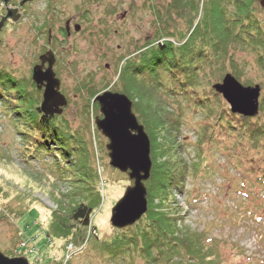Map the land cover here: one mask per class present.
<instances>
[{"label":"rangeland","instance_id":"1","mask_svg":"<svg viewBox=\"0 0 264 264\" xmlns=\"http://www.w3.org/2000/svg\"><path fill=\"white\" fill-rule=\"evenodd\" d=\"M169 1L172 0H88L84 4L75 0L80 12L89 11H85L84 17L75 14L74 19L82 23L83 29L63 39L57 46L60 59L57 71L61 76V91L68 103L61 114H55L58 121L51 128L28 129L24 124V112L14 107L21 104L23 97L15 96L17 85L12 87L11 76L32 78L30 59L41 45L38 39V47L34 48L32 43L31 27L35 19L28 18L19 23L16 31L4 34V42L0 45V249L7 255H25L30 264H62V261L64 264L65 260V264L149 263L138 247L132 246L118 254H110L107 249L116 239L125 238L130 242L136 231L149 230L148 226L152 224H147L146 214L143 220L142 217L138 223L122 229H116L110 222L113 206L133 181L128 173L110 164L106 147L109 140L95 123L96 116L102 114L94 97L105 89H124L123 73L129 74L127 71L130 72L132 67L127 64L125 68L123 54L125 49L126 53L134 52V43L136 49L142 46L143 54L148 56V51L156 48L159 42L176 45L191 33V12L179 11L172 5L166 12ZM205 1L206 4L210 2ZM225 7L229 14L235 13L234 4L227 3ZM125 10H128V17L122 21L120 15ZM201 10L199 4L195 11L197 18ZM234 16L243 18L237 15V10ZM249 19L254 26L253 32L264 36V7L260 0L253 3ZM64 21L65 18L61 22ZM179 31L184 33V37ZM256 48L260 47L237 44L234 52L231 50L234 62L219 63L226 71L218 72L219 67L209 63L205 70L196 73L203 79L211 76L209 84L212 83L214 90L213 84L221 81L227 72L235 74L245 85L259 83L260 111L248 121L254 126L256 123L264 124V67ZM140 54L138 51L129 62L133 59L140 62ZM106 63H110L109 68H106ZM144 66H137L145 78L144 85L158 86L164 94H171V72H161L158 79L159 65ZM130 90L133 111L140 122L143 120L149 124L150 130L145 129L150 139L159 136L162 148L166 146L168 149L171 145L167 144L169 135L163 134L161 127L152 131L150 119L145 118L141 110L144 98L154 90L146 85L143 88L139 82ZM176 91L180 95L177 96L179 101L183 102L185 98L179 115L180 125L171 124L178 136L177 143L179 140L181 145L180 151L176 149V157L187 159L189 171L186 177L169 188L168 194L157 193L153 204L165 203L162 209L180 218V228L184 227L188 234L199 238L192 237L193 244L189 247L192 252L189 250V254L180 258V264H264V187L257 186L250 179V173L245 175L240 163L244 154L235 153L233 146L238 137L235 134L227 136L222 125H218L214 133L216 137L213 136L209 143H199L204 117L191 109L185 90L177 88ZM208 93L205 89L199 91V94ZM38 94L41 104L43 97ZM217 94L209 95V100L218 104L215 97H222L221 100L229 107L228 112H232L223 95ZM155 101L156 105L161 104V113H158L161 124H168L169 115L165 110L175 109L174 104L168 98L163 103ZM216 108L218 115L221 114L220 105ZM237 115L231 114L233 123H244L243 118ZM28 116V121L36 118ZM231 116H224L222 121L230 120ZM151 144L153 146L155 140H151ZM165 148L163 151L171 155V151ZM240 149L243 153H255L248 143L246 148ZM79 200H87L93 207L92 225L95 227L84 229L77 224L71 236L60 235L55 226L60 218H68ZM54 221L57 222L54 224ZM95 233L98 238L93 236ZM68 240L74 244L75 250L69 249ZM142 244L140 241L139 247ZM157 248L154 246L155 256ZM154 264L163 262L154 261Z\"/></svg>","mask_w":264,"mask_h":264},{"label":"trees","instance_id":"2","mask_svg":"<svg viewBox=\"0 0 264 264\" xmlns=\"http://www.w3.org/2000/svg\"><path fill=\"white\" fill-rule=\"evenodd\" d=\"M199 1L202 2V0L169 1L166 5V12L171 5L179 11L191 12V15L193 16L191 17V22L189 24L191 33H188L185 38L176 45L169 46L170 43L168 42H159L156 48L150 50V52L148 51V56H146L145 53L143 54V51H141V65H145L143 68H147V66L152 67L159 65L160 74H157L158 79L159 77L161 78V72H171L170 75L172 80H169V82H171L173 86V89H171L172 93L164 94L160 91V87H154L145 83L147 87L154 90V93H151L144 98V106L141 108L143 116L145 118L147 117L148 120L150 119L152 131L158 130V128L161 127L164 132L163 134L169 135V141H167V144L171 145L168 146V149L165 148L166 146H164V148L166 151H171V155L163 151L164 148L161 146L162 143H160L161 140H159V136H156L153 139V134L150 133L152 137L151 140L152 142L155 140V144L152 146L151 156L153 166L151 177L145 181L148 188V201L150 205L144 217L149 220L147 224H152V226H148L150 229L146 231H136V236L130 237V242L124 238L120 240L116 239L114 242L110 243L107 247L110 254L125 252L133 246L140 249L144 256L147 257L150 264H154V261L159 260H161L163 264H169L170 262L171 264H180V258H184V255L189 254V247L193 244L191 242L192 237L198 238L196 235L193 236V234H188L187 229L184 227L180 228L178 224L180 220L179 217H176L175 215L170 214L167 210L165 211V209H162L165 203L164 205L160 203V207L153 204L157 199V196H155L157 193H160L161 195L168 194L167 191L169 188L177 182H180L183 177H186V174L188 173L187 171H189L187 159L182 156L178 158L176 157V149H179L180 151L181 145L178 144L180 142L179 140L177 143L176 139H178V136L174 131L175 127H172L171 125L172 122L175 126L180 125L181 118L179 115L181 108H184L185 103V98L182 99L183 102L178 100L177 96L180 95L176 94L177 88L181 91L185 90L184 94L188 95L186 101L189 102L191 109L194 112H200L198 113L200 115L202 113V117H204L201 121L202 139L199 143H209L213 136L214 138L216 137L214 133L216 132V129H218V125H222L225 129V133H227V136L235 134L236 137H238V140H236L233 146L236 149L235 153L238 155L244 154L240 163L242 164V169L245 175L248 176L250 173L252 177L250 179H252L257 186L262 188L264 187V124L256 123L254 126L252 123L250 124V122H248L251 121L252 117L244 115L239 116L240 114L237 115L233 112H228L229 107L224 104L223 100H221L223 98L220 96L215 97L216 100H218V104H216L217 102L213 103L210 101L208 96H214L217 94V92L212 88V83L209 84L211 76L203 79V77L199 74H196L201 69L205 70L206 65L209 63L214 66H218V72L226 71V68H224L223 65H225L228 61L234 62L233 52L237 44H241L243 46L255 45L260 47L256 49L259 51V59L262 61V65L264 67V36L260 33L256 35L253 32L254 26H252L249 19L252 14L253 3L256 0H210L208 4H206L205 0H203L202 3ZM216 3L218 4L217 7ZM227 3L234 4L237 10V15L243 16V18H235L234 14L236 13V10L234 11L235 13L230 12L229 14V12L225 10V5ZM199 4H201L202 10L199 18H197L198 16L195 15V11L198 10ZM238 26L243 27L237 30L236 27ZM179 32L181 33L180 36L184 37V33L181 31ZM220 62H223V65L219 66ZM236 73L238 74L237 71ZM219 74L221 75L223 72ZM11 77H13L12 87H16L17 85L15 96L20 98L23 97L21 104L14 105V107L19 109V112H24V118H26L24 121L25 126L28 129L54 127L56 125V121H58V117H56V115L45 116L42 112H40L39 99L41 97L38 96L39 91L32 78L26 79L13 75ZM157 78H154L156 82H158ZM143 79L145 78H143L141 74L142 83L140 85L144 88L145 85ZM202 89L209 91V93L199 94V91H202ZM159 92L162 93L160 94ZM141 94H143V92H141ZM184 94L182 96H184ZM167 98L174 104L173 106L175 109L165 110V112L169 115V123H162V125L160 118L158 117V113H161V104L159 106L156 105L157 102L155 100L159 101V103H163L162 101H165ZM15 102L16 101H14V104ZM95 102L93 105H95ZM217 105H220V111H222L219 115L218 109L216 108ZM228 114L230 116L231 114H234L243 118L242 121H244V123L239 125L235 124V122L233 123L232 116L230 120H225L223 122L222 119H224V116L226 117ZM28 115L33 117L36 116V118L34 120L29 119L28 121ZM141 122H143V120H141ZM144 125L145 128L147 127V129H149V124H146L145 122ZM44 136H46V133H44ZM161 139H163V137H161ZM246 142L255 150L254 154L247 151L246 153L242 152V149L240 148H246ZM97 193L100 194L99 191ZM92 212L93 207L89 201L79 200L70 210L67 219L65 217L59 219L58 225L55 226L57 233L60 235L66 234V236H71L73 233L72 230L77 224H80L79 228L84 229L87 227H95L92 225ZM144 217L141 220H143ZM56 222L57 221H54V224ZM138 222L139 221H137V223ZM96 233L93 234V236L98 238ZM86 238V236L83 237L84 240H86ZM140 241L143 242L141 247H139ZM71 243L72 242L68 240L67 246ZM154 246H158L156 256L154 253ZM73 250H75V248ZM190 251L192 252V250ZM18 254H21V252ZM65 262L66 260L64 261V264Z\"/></svg>","mask_w":264,"mask_h":264},{"label":"water","instance_id":"3","mask_svg":"<svg viewBox=\"0 0 264 264\" xmlns=\"http://www.w3.org/2000/svg\"><path fill=\"white\" fill-rule=\"evenodd\" d=\"M264 7V0H260ZM3 21L0 23V28ZM42 62L33 68L32 77L37 87L43 90L40 111L45 116L61 114L68 99L61 91V80L54 70L55 55L49 50L41 55ZM49 65L44 67V63ZM231 106L233 113L255 117L260 111L261 85L243 84L232 72H227L221 81L213 84ZM94 101L99 103L101 115L95 123L107 138L110 164L128 173L129 185L123 196L113 206L110 222L122 229L135 224L148 211V188L145 181L151 177L153 161L151 139L133 111V100L124 92L105 89L97 93ZM0 264H30L25 255L10 256L0 249Z\"/></svg>","mask_w":264,"mask_h":264},{"label":"flooded vegetation","instance_id":"4","mask_svg":"<svg viewBox=\"0 0 264 264\" xmlns=\"http://www.w3.org/2000/svg\"><path fill=\"white\" fill-rule=\"evenodd\" d=\"M81 1L84 4H87L88 0ZM85 11L88 12L89 9L80 12L79 5L75 3V0H0V23L3 21V25L0 28V45L4 42V34L16 31L19 23L24 22L28 18L35 19V23L31 27L34 35L32 43L35 45L34 48L38 47V39L40 40L41 45L39 50L30 59V62H32V73L34 66L42 62L41 55L51 50L54 52L56 58L54 70L56 76L60 78L61 76L57 71V66L60 61L57 46L62 43L63 39L68 38L83 29L82 23L76 21L74 17H76L75 14L84 17L86 15ZM120 17L122 21H124L128 17V10L123 11ZM63 18H65L64 23L61 22ZM115 31L118 32L116 29ZM142 49V46L139 49H136V43H134L132 48V51L134 52H127L130 54L125 55L127 54L125 49L123 54L125 68L127 64L128 67L132 68L129 69L130 72L127 71L129 74L123 73L122 80L124 81L125 86L120 92L126 93L131 99L130 88H136V83L139 82V84H141L142 80L141 73L138 72L139 68H137V66L141 64V61L139 62V59H133L129 62V60L132 57H136L138 51L141 53ZM48 65L49 63L46 61L44 67H47ZM109 67L110 63H106V68ZM127 75L130 78H128ZM37 89L43 97L44 89H39L38 87Z\"/></svg>","mask_w":264,"mask_h":264},{"label":"built area","instance_id":"5","mask_svg":"<svg viewBox=\"0 0 264 264\" xmlns=\"http://www.w3.org/2000/svg\"><path fill=\"white\" fill-rule=\"evenodd\" d=\"M73 247H74L73 244H70V248H69V249H70V250H73ZM69 256H70V255L68 254V257H69Z\"/></svg>","mask_w":264,"mask_h":264},{"label":"bare ground","instance_id":"6","mask_svg":"<svg viewBox=\"0 0 264 264\" xmlns=\"http://www.w3.org/2000/svg\"><path fill=\"white\" fill-rule=\"evenodd\" d=\"M117 193H118V190H117V192H115V195H117Z\"/></svg>","mask_w":264,"mask_h":264}]
</instances>
